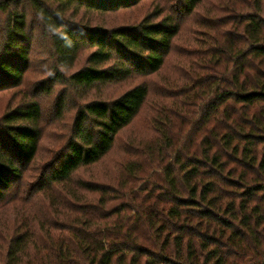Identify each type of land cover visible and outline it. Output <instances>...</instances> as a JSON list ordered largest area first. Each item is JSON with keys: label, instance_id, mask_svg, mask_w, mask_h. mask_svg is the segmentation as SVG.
Returning <instances> with one entry per match:
<instances>
[{"label": "trees", "instance_id": "16d2710c", "mask_svg": "<svg viewBox=\"0 0 264 264\" xmlns=\"http://www.w3.org/2000/svg\"><path fill=\"white\" fill-rule=\"evenodd\" d=\"M0 264H264V0H0Z\"/></svg>", "mask_w": 264, "mask_h": 264}, {"label": "rangeland", "instance_id": "374dc122", "mask_svg": "<svg viewBox=\"0 0 264 264\" xmlns=\"http://www.w3.org/2000/svg\"><path fill=\"white\" fill-rule=\"evenodd\" d=\"M191 21L193 22V20H191ZM34 24L36 25L35 26V31L37 33H39L41 26L39 27L38 20H36ZM192 26H194V25H192ZM39 36L41 37V35H39ZM86 56H87V54H83V55L80 56L79 62L77 64L78 68L82 67L85 64ZM38 59H40V58H38ZM39 62L41 63V61H39ZM70 72H71L70 70L67 71V73H70ZM126 88H127V86H123V85L122 86H113L111 88L110 87H105V88H103V93H104L105 96L107 95V96H110V97L112 96L113 97V96L119 94L120 92H123V90H125ZM73 97L75 99H77L76 100V102H77V101L82 100V98L84 96L83 97H81V96L79 97L77 95V96H73ZM149 98H150L149 103L145 105V107L142 110L140 118L137 120V122L133 126V129H134V131L136 132L137 135H142L145 132V130H147V128L149 127L148 122H153L154 118H155V115L152 112V110L150 109V107L152 109L154 107H155V109H157V102H155V101L158 98L154 97V93H152ZM71 105H74V104H71ZM153 105H154V107H153ZM74 112H75V109H72L70 112L67 111L65 113L63 119H58L57 120L58 127L50 126L51 122H50V124L46 123V125L44 127V132H45L44 140L42 141L41 151H40L37 163H36L37 166L41 165V164L43 165V163H45L48 160L49 151H51L53 149V147L55 146V145L52 144V141H53L52 137H56L57 139H61V140L64 139V141H65L66 134L70 130L71 121L73 119ZM46 119L48 120L49 118H46ZM48 121H50V120H48ZM123 137H121V138L123 139ZM121 142L122 143H120V145H118L120 148L123 147V142L124 141H121ZM118 154H119V152L116 153V155H118ZM122 158L123 157H120V158H118V160H121ZM38 174H39V172H35V171L31 172V174H30L31 177L27 178V181H26V183H28L27 184L28 186L30 185L31 182L35 181V178L37 177Z\"/></svg>", "mask_w": 264, "mask_h": 264}]
</instances>
